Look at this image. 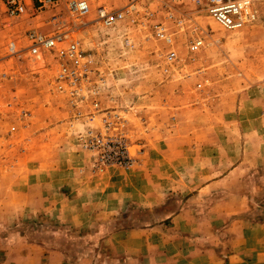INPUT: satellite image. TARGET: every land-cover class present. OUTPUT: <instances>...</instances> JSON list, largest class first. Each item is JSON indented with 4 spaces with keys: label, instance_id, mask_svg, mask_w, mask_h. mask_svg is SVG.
Wrapping results in <instances>:
<instances>
[{
    "label": "rangeland",
    "instance_id": "374dc122",
    "mask_svg": "<svg viewBox=\"0 0 264 264\" xmlns=\"http://www.w3.org/2000/svg\"><path fill=\"white\" fill-rule=\"evenodd\" d=\"M32 1L33 12L13 22L0 0V264H211L213 257L217 264L243 263L237 254L231 260L228 251L251 245V229L264 227V0H252L257 21L234 30L190 1L169 2L168 7L160 0H144L134 12L135 21L129 18L111 28L97 20L98 8L119 10L130 0H93L91 12L80 18L71 16L64 3L39 9ZM158 24L168 40L157 36ZM30 29L70 31L93 55V69L105 81L98 97L102 109L128 120L131 166L94 167L96 156L83 139L89 131L102 130L103 116H87L93 111L92 97L74 108L68 95L54 90V54H8L12 41L17 48L27 47ZM126 37L135 48L124 47ZM198 39L203 45L193 50ZM171 51L177 53L174 62L167 59ZM229 104L236 105L231 123L225 114ZM180 107L188 109L189 120L204 113L206 126L214 117L220 138L207 134L182 148L165 145L168 157L157 160L167 169L159 173L146 164V173H156L151 176L172 186L162 203L113 206L116 195L107 178L122 183L133 168H141L146 137L175 126ZM213 141L222 161L223 153L235 148L244 152V162L262 167L239 171L225 185L231 193L222 195L220 218L213 222L226 231L189 236L154 232L156 226L196 230L203 222L197 219L195 199L184 219L173 223L172 218L198 185L218 173L190 169L207 158L203 152ZM131 193H123V200ZM213 247L215 253H208Z\"/></svg>",
    "mask_w": 264,
    "mask_h": 264
},
{
    "label": "built area",
    "instance_id": "2783aa9c",
    "mask_svg": "<svg viewBox=\"0 0 264 264\" xmlns=\"http://www.w3.org/2000/svg\"><path fill=\"white\" fill-rule=\"evenodd\" d=\"M39 9L56 6L64 3L71 16L80 18L88 15L92 10L93 0H36ZM144 0H130L122 9L108 10L101 6L98 8V18L104 27H115L121 22L135 21L134 12L138 4ZM166 6L168 3L178 4L184 1L194 3L198 8L206 11L217 23L228 30L241 29L252 25L257 21V11L252 0H160ZM7 17L15 22L28 12L24 0H3ZM171 7V6H168ZM132 17V18H131ZM159 38L169 39L167 31L162 25H154ZM28 42L24 50L17 48L16 42L7 45L8 54L18 55L24 52L33 56H39L45 52L54 54L58 63L57 73L52 81V87L56 92L69 96L72 107L92 97V112L87 115L93 119L96 115H102L103 128L100 132L89 131L83 139L84 147L92 151L96 159L94 167L102 170L109 165L129 167L134 163L131 151V140L128 135V120L110 109L103 110L102 103L98 99L104 86V77L98 75L93 69L94 57L86 52L79 42L75 40L70 31L46 34L36 29H30L25 33ZM203 45V40L193 42L192 49H198ZM125 48H135L130 38L124 39ZM167 59L174 62L177 59L176 52H168ZM5 75V74H4ZM200 86V85H199ZM78 114H82L79 112Z\"/></svg>",
    "mask_w": 264,
    "mask_h": 264
},
{
    "label": "crops",
    "instance_id": "0c3cea01",
    "mask_svg": "<svg viewBox=\"0 0 264 264\" xmlns=\"http://www.w3.org/2000/svg\"><path fill=\"white\" fill-rule=\"evenodd\" d=\"M24 1L28 8L27 12H33V1ZM31 24V22L26 23V26ZM223 99H225V97ZM200 105H202V103ZM200 105L198 104L196 108L199 109L200 107H202ZM226 109L227 111H225V114L228 115V122L231 123L233 121L232 117L235 118L236 116V105H234V107L232 108L231 104H229L228 108ZM188 113V109L180 107V110L177 111V114L179 116L175 117V123H173L176 128L175 126H170L168 124L163 127L162 131L159 130L160 132H162V134H160L159 136L149 135L148 137H146L147 149L145 148V151L142 153L143 157L142 161L140 162L141 168L138 167L137 170L133 168L131 173H128V180H125L121 183L115 180L112 181L110 178H107L108 187H110L113 193H115L116 195V197H113V206L122 208L129 202H133L139 205L153 206L162 203V201L164 200L163 197L170 191V189H172V186L168 184L167 180H160L151 176H157L156 173H146V164L149 165V163H152L154 165L153 169L148 166L147 169H152L156 172L162 171L165 168L163 164L164 162H158V160L161 157H168V150H162L165 145L171 143L172 147L179 146L182 148L185 144L188 145L190 139H193L195 137L201 138V136H206L207 134L210 135L213 140L220 138V130L216 129L217 124H215L214 122V117L210 118L213 120H211V123L209 124V126H211L209 127L202 124L205 121L204 113L201 112V114L199 112V114L197 113L192 115L191 120H189V116L187 115ZM189 126L191 128L190 130L188 129ZM157 145H159L160 147ZM207 148V150L209 151L203 152L204 155H207V158H202L201 161L198 160L197 163H194L193 166L190 167V169L198 170L201 172L218 173L214 174L212 178L203 181L200 185H198V187L195 188V192L192 194V196L188 198L186 203L184 202V204L182 205L180 213L172 218L173 223H175L178 219H184L185 214L191 211L189 207V201L191 199H195L198 205V207L196 208L197 219H201L203 220V222L199 226H197L196 230H193L189 226L179 228H164L156 226L154 228H151L154 232L167 233V231H173L174 233L179 235L189 236L190 234L216 235L220 234L222 231H226L222 230V228L218 224L215 225V222H213L215 219L220 218L221 209L218 204L220 203L222 195L228 197L231 193L230 190H226V188L224 189L225 185H230L233 177H236L235 175L239 171H255L260 170V168L262 167H258L254 163L249 164L244 162V152L242 150L238 152L235 148H233L232 150L228 149L223 153L226 159H224L225 161H222V152L219 145H216V143H214L213 141L211 143H208ZM165 169H167V167ZM180 169L188 170L189 168L181 167ZM222 170L226 171L227 173L223 174L221 177L220 172ZM130 189H132L131 196L124 201L123 198H125V195H123V193L127 192ZM223 210L229 212V208H224ZM251 231L252 237H254V243L251 242V245L245 246L243 250L228 251V257L231 258V260L235 259L236 257H232L234 256V254H237L238 258H240V260L243 262L241 264H264V227L255 230L251 229ZM154 247L156 248L158 246L154 245ZM214 249V247L213 249H208L207 252L210 254H214ZM202 258L204 259L205 257ZM217 259L218 258L213 257L211 258V261L209 263L217 264L215 262Z\"/></svg>",
    "mask_w": 264,
    "mask_h": 264
}]
</instances>
